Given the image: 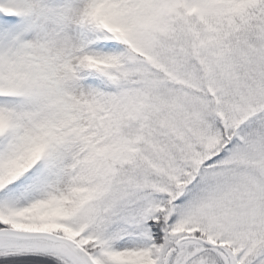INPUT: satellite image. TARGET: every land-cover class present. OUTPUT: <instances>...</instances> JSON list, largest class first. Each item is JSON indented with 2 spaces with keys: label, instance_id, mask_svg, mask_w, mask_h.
<instances>
[{
  "label": "snow or ice",
  "instance_id": "snow-or-ice-1",
  "mask_svg": "<svg viewBox=\"0 0 264 264\" xmlns=\"http://www.w3.org/2000/svg\"><path fill=\"white\" fill-rule=\"evenodd\" d=\"M0 264H264V0H0Z\"/></svg>",
  "mask_w": 264,
  "mask_h": 264
}]
</instances>
